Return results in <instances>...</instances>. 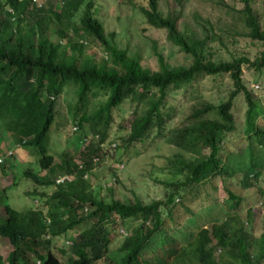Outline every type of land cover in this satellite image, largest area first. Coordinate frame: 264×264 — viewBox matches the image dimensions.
<instances>
[{
  "label": "trees",
  "instance_id": "obj_1",
  "mask_svg": "<svg viewBox=\"0 0 264 264\" xmlns=\"http://www.w3.org/2000/svg\"><path fill=\"white\" fill-rule=\"evenodd\" d=\"M241 2L245 3L242 14L249 37L260 42L264 49V31L249 6L250 0ZM140 13L148 26L166 31L168 40L191 56L190 66L170 68L157 52L160 71L144 68L140 56L120 50L114 36L105 34L88 0H69L60 8L39 0H0V123L18 145L32 147L41 169L53 174L40 179L28 171L24 175L26 178L47 189L54 186L61 174L75 179L74 183L54 190L47 198L46 202L52 206L48 213L52 221L49 227L41 212L33 208L19 211L2 201L5 196L0 197L3 208L0 237L8 240L13 248L7 259L0 257V264H65L61 260L68 253L66 264H96L110 251V234L116 221L142 224L139 235L124 240L120 250L125 256L118 264H264V232L255 238L248 227L238 225L235 218L200 230L186 245L166 236L163 219L167 210L171 216L176 196L180 199L186 191L194 192L193 203L213 202L208 186L215 184L214 181L227 193L229 200L238 205L243 199L234 190L227 189V178L235 173L242 176L241 184L247 189L262 186L264 127L258 120L262 119L264 124V108L249 92L243 79L242 66L250 63L244 58L219 63L208 60L205 48L209 45V34L202 40L189 38L180 31L178 17L161 14L158 0H148V6L140 8ZM79 35L99 43L107 53L106 61L98 63L85 57L83 45L72 39L61 44L62 39L67 41ZM250 65L258 72L264 70V50ZM225 75L230 76L233 84L227 101L217 106L195 104L181 125L166 131L175 113L167 107L170 90L178 91L186 86L189 89L206 77L215 81ZM69 84L76 86L78 96L73 122L81 133L88 126L94 138L81 152L84 153L83 170L69 153H65L59 165H54L55 158L49 149L51 127L59 114L54 97L58 98ZM99 91L109 92L108 99L88 113ZM240 95L247 107L245 142L229 146L228 156L221 159L224 141L239 134L232 111ZM125 102L134 105L132 114L136 117L130 123L131 133L123 149L135 142H146L150 132L157 130L169 145L192 156L186 159L176 155L171 161L173 175L182 180L170 185L173 191L166 196L165 202L145 205L138 198L131 202L115 198L100 201L90 194L92 183L86 181L85 175H91L94 159H102L101 145L107 142L113 111H120ZM140 109H145L142 115H139ZM242 146H246L242 153L236 151ZM12 163L13 160L3 167L4 174L6 169L8 172L15 166ZM118 164L126 166L123 161ZM256 196L264 211V189L257 190ZM85 208L91 209L89 215L82 212ZM86 221L92 224L78 232L67 251L61 250L60 255L52 252L51 242L44 239L47 232L53 239L76 227L81 228ZM246 224H252L249 217Z\"/></svg>",
  "mask_w": 264,
  "mask_h": 264
},
{
  "label": "rangeland",
  "instance_id": "obj_2",
  "mask_svg": "<svg viewBox=\"0 0 264 264\" xmlns=\"http://www.w3.org/2000/svg\"><path fill=\"white\" fill-rule=\"evenodd\" d=\"M89 1L92 4V13L103 25L105 34L114 36L115 44L120 50H126L129 55L140 56L144 68L152 72L160 71L161 67L156 57L157 52L163 56L164 63L170 68L187 67L192 64L191 56L174 46L168 40L166 31L153 29L147 25L140 13V8H146L148 0ZM158 1L161 14L165 17H178L180 31L189 38L202 40L209 34V45L205 48L208 60L219 63L244 58L252 64L264 50L260 42L249 37L250 31L242 14L245 10V3L241 0ZM249 6L258 17L261 29L264 31V0H250ZM71 39L73 42L83 45L85 57L93 58L98 63L106 61V51L95 40L79 35L67 41L62 39L61 44H66ZM107 62L112 65L109 60ZM250 64L242 66L243 79L249 92L264 108V70L258 72ZM75 87L74 84H69L58 98L54 97L59 113L51 127L49 144L50 154L55 158L54 165L61 163V158L65 153L73 155L75 162H80L84 158V153H81L85 147L83 139L86 138L89 142H92L93 139L88 126L84 127L83 133L78 132L79 130L74 131V127L77 125L73 122L72 117L75 112L74 106L78 101ZM192 87L188 89L186 86L178 91L170 90L168 92L167 107L172 108L175 113L174 120L169 122L170 125L166 131L181 125L195 104L220 105L222 101L228 100L233 91L229 75L217 78L215 81L206 77L202 82H198ZM108 96L109 92L99 91L97 97L92 99L93 102L88 113L93 112L95 105L105 103ZM234 103L232 112L239 134L230 136L228 140L224 141L221 159L228 156L229 146L245 142L243 138H245L246 100L240 95ZM123 109L125 112H122ZM134 109V105L125 102L120 111L118 109L113 111L108 139L103 148V157L94 165L91 175L86 180L89 184L92 183L90 194L96 200L105 201L115 198L131 202L138 198L145 205L159 201L165 202L166 196L173 191L170 185L182 180V178L173 175L175 171L172 169L171 161L175 159L176 155H182L186 159L192 158L191 155H186L176 147L169 145L167 140L161 137L162 134L158 135L157 130L150 132L146 142H135L132 146L123 149L122 146L125 145L131 133L130 123L136 117L135 114H132ZM144 111L145 109H140L139 115H142ZM258 124L264 127L262 119L258 120ZM245 148L246 146L238 147L236 151L242 153ZM22 150L23 148L18 146L9 132L0 128V155L8 151H16L14 163H12L15 166L9 169L8 175L7 169L5 170L6 174L1 175L4 168L0 166V197L5 196L2 201L19 211L26 208L37 210L46 208V213H49L52 206L46 205V198L42 196H49L51 189L39 187L31 179L26 178L24 173L30 171L38 175L40 179L53 174L48 170L41 169L38 162L36 163L34 151H31L32 147H25L24 153ZM121 161L126 163L123 169L118 168V163ZM56 175L58 174L56 173ZM241 181L242 176H236V173L227 178V189L234 190L243 199L238 205L229 200L227 193L217 186V181L208 186L213 202L202 200V202L193 203L194 192L189 193V191H186L180 199L176 196L171 207V216L168 210L163 213L166 236H171L186 245L196 237L200 230L211 228L216 224L221 225L227 218H235L238 225H244L245 229L248 227L249 233H253L255 238H259L264 232V211L260 209L262 203L257 198L256 191L264 189V180L261 183L262 186L259 184V188L249 189L245 188ZM206 187L205 185L207 190ZM202 195L204 196V194ZM35 200L39 201L38 206H35ZM88 209L89 212L85 215L91 213V209ZM2 211L3 208L0 207V219H3ZM248 217L252 222L249 226L246 224ZM91 224L90 221H86L81 228L76 227L75 230L65 235L53 238L50 241L52 252L60 255L61 250L67 251L69 249L67 243H72V239L78 235V232L81 229H88ZM141 225V223L121 224L116 221V226L112 228L114 230L110 234L112 242L107 258L105 257L96 264L120 263L125 256V252L120 250L124 240L127 237L139 235L142 231ZM12 250L10 242L1 238L0 257L4 260L7 259ZM69 256L68 253L61 261L66 264Z\"/></svg>",
  "mask_w": 264,
  "mask_h": 264
},
{
  "label": "clouds",
  "instance_id": "obj_3",
  "mask_svg": "<svg viewBox=\"0 0 264 264\" xmlns=\"http://www.w3.org/2000/svg\"><path fill=\"white\" fill-rule=\"evenodd\" d=\"M68 1L69 0H39V2H47V3H49L50 5H52V6H54V7H61V6H63V5H66V4H68ZM89 1V0H88ZM90 2V1H89ZM40 8V7H39ZM40 9H42V8H40ZM10 12L12 13V11L10 10ZM106 59H107V57H106ZM54 99V98H53ZM76 127H78V126H75L74 128H76ZM0 128H4L3 126H2V124L0 123ZM75 131V130H74ZM78 131V130H77ZM77 131H75V132H77ZM94 139V138H93ZM93 139H92V141H93ZM85 140H86V138L84 139V148H86L91 142H89V144H87L86 142H85ZM96 141V140H95ZM97 142V141H96ZM105 146H106V144H104ZM113 145V144H112ZM19 147H21V148H23V150H22V153H24L25 152V150H24V148L25 147H30V146H24L23 144H21V145H18ZM83 148V149H84ZM102 148V147H101ZM103 149V148H102ZM31 151H34V149L32 148V150ZM30 151V152H31ZM16 151H8L7 153H2L1 155H0V166H3V167H5V165L7 164V163H9L11 160H13L14 159V157L16 156V153H15ZM14 154H15V156H14ZM34 155H35V157H36V163H37V160H38V156L36 155V153H35V151H34ZM95 160V159H94ZM94 160H93V163H92V168L94 167V165L95 164H97L98 162H99V159H98V162H94ZM82 161H84V160H81L80 162H77L78 163V165L80 166V170H83L84 169V162H82ZM5 162H6V164H5ZM39 165V164H38ZM120 166H123L124 168H125V165H119L118 166V168L120 167ZM14 168V167H13ZM9 172V171H8ZM8 172H7V175H8ZM28 171H26L25 173H27ZM25 173H24V175H25ZM92 173V172H91ZM1 175H5L3 172L1 173ZM65 176H68V177H72L73 178V182L72 183H74V181H75V179H74V177L73 176H70V175H63V176H59L58 178H56V180H55V182H54V186L52 187V188H48V189H51V193H50V195L53 193V191L54 190H56V189H58V188H60V187H62V186H66V185H70V184H72V183H66V184H64V185H59V184H57V181H58V179L59 178H61V177H65ZM89 176L90 175H85V179L87 180L88 178H89ZM33 182V181H32ZM44 188V187H43ZM45 189H47V188H45ZM49 195V196H50ZM49 196H47V195H43L42 197H44V198H46V200H47V198L49 197ZM46 203V205H48V203L47 202H45ZM38 204H39V201H36L35 200V206H38ZM34 207V206H33ZM45 209L46 208H44V209H34V210H37L38 212H41L44 216H45V223H46V227H49V225H51V223H52V221H51V219L49 218V216H48V213H46V211H45ZM83 212L84 213H87V212H89V209L88 208H85L84 210H83ZM47 230V229H46ZM51 234L49 233V232H47V234H45L44 235V239L45 240H47V241H51L52 239H51ZM2 237H0V239H1ZM4 239V238H3ZM68 244V246L70 247V246H72V243H67Z\"/></svg>",
  "mask_w": 264,
  "mask_h": 264
},
{
  "label": "built area",
  "instance_id": "obj_4",
  "mask_svg": "<svg viewBox=\"0 0 264 264\" xmlns=\"http://www.w3.org/2000/svg\"><path fill=\"white\" fill-rule=\"evenodd\" d=\"M74 130L77 131V130H78V127L74 128ZM95 140L98 141V137H96ZM85 142H86L87 144H89V140H88V139H86ZM101 147L104 148L105 145L103 144V145H101ZM94 162H98V159H95ZM120 167H121V169L124 168L123 166H120ZM114 180H115V179H114ZM72 182H73V178H72V177L65 176V177H61V178H59L58 181H57V184H59V185H61V184L64 185V184H66V183H72Z\"/></svg>",
  "mask_w": 264,
  "mask_h": 264
}]
</instances>
